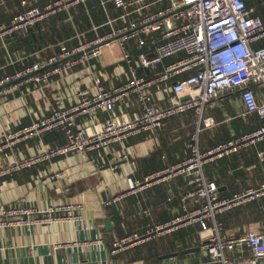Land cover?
Returning a JSON list of instances; mask_svg holds the SVG:
<instances>
[{"label": "built area", "instance_id": "1", "mask_svg": "<svg viewBox=\"0 0 264 264\" xmlns=\"http://www.w3.org/2000/svg\"><path fill=\"white\" fill-rule=\"evenodd\" d=\"M90 0H46L29 5L0 21V40L15 32H28L37 22L64 13L75 27L72 9ZM107 19L93 25L96 35L76 34L77 43L36 61L13 74L0 77V101L8 103L11 95L28 85L40 89L55 85H71L68 101H57L48 114L37 116L28 125L7 128L0 136V151L36 138L37 154L0 165V177L45 159L73 153L99 150L114 144L124 145L132 136L153 130L165 118L191 111L196 129L187 146L189 155L176 163L143 177L127 178L125 189L114 192L106 205L120 204L125 197L164 182L177 175L188 179L182 194L180 212L167 221L157 222L142 232H132L113 243V252L146 242L181 227L199 223L204 257L194 264H264V230L245 229L236 236L225 232L218 215L226 210L264 197V182L248 187L230 197L220 195L219 185L208 178L205 165L215 159L239 151L243 146L264 140V101H259L254 87H264V21L255 14L247 0H99ZM3 0H0V7ZM108 5L119 11L111 15ZM101 26L108 29L98 33ZM117 43L121 48L119 83L106 86L96 63L104 46ZM181 54V56H180ZM179 55V56H176ZM149 69L150 74L146 73ZM80 74L89 90L79 83ZM55 80V81H54ZM240 94L247 113H255L262 124L252 131L203 150L200 133L203 126L213 124L204 115L206 107L223 91ZM22 95H26L23 93ZM165 100L164 105L160 104ZM81 117L84 122H79ZM54 130L62 131L66 142L60 146L44 143L43 137ZM122 159L130 152L124 150ZM63 176L53 171L51 182ZM84 203L57 201L45 209L32 206L1 205L0 229L55 225L73 221L83 225ZM70 245L102 247L101 237L75 240ZM64 244H55V247Z\"/></svg>", "mask_w": 264, "mask_h": 264}, {"label": "crops", "instance_id": "2", "mask_svg": "<svg viewBox=\"0 0 264 264\" xmlns=\"http://www.w3.org/2000/svg\"><path fill=\"white\" fill-rule=\"evenodd\" d=\"M22 1L20 0L21 8L19 11L25 8ZM26 1L29 5H34L42 4L46 0ZM81 5L86 7L87 3ZM81 5L72 9L75 27L66 21L64 13H59L63 15L64 22L73 27L74 35L65 39L67 42L61 40L58 43H49L44 46V52L36 54L38 57H43L39 60L46 61L50 55L59 51L64 44L68 47L74 46L77 43L76 34L78 32L86 33L85 30L80 31L76 25L75 14L77 8ZM19 11L11 14L9 20ZM86 11L88 13L87 8ZM118 13L119 11L115 9V14ZM110 14L112 16L115 15L111 11ZM1 22L4 21L2 20ZM90 25L89 30L94 31L92 27L97 24L91 21ZM74 40L76 42L72 44L71 41ZM0 45L4 49V53L0 52V69L25 58V55L22 54L23 52L16 51L13 53L9 50L7 39L5 41L0 40ZM29 54L32 55L31 53ZM120 56L121 48L119 45L111 43L104 46L101 58L96 60L99 70L105 74L103 81L106 86L117 84L120 81L114 75L118 71L119 65H121ZM106 57H108L107 60H105ZM16 71L3 75L13 74ZM146 73L150 74V71L148 73L146 70ZM3 75H0V77ZM79 79L81 88L88 91L90 84L88 85L82 74H80ZM28 88L31 90L30 92H27L26 87H23L11 95L8 103L0 101V136L2 131L7 128L17 129L28 125L37 116L48 114L55 107L57 101L64 99L67 102L69 94L75 89L71 85L58 86L54 82L47 89H40L35 84L28 85ZM254 91L258 100L264 101V87L257 85L254 87ZM23 93L26 95H22ZM165 103L166 101L163 100L160 104L164 105ZM206 109L205 116L212 118L213 124L203 126L201 130L200 146L203 150L245 132L252 131L262 124L258 115L246 112L240 94L234 90L223 91L219 97L213 99ZM188 114H182L180 118L174 121H164L160 127L148 130L151 133L138 141H130L129 139L124 145L114 144L99 150L41 160L11 174L1 176L0 206H32L45 209L59 200L81 201L84 203L83 215L85 222L83 225L69 221L49 226L35 225L31 228L13 227L0 229V264H145L143 259H129V257L132 258L134 253L128 255L126 253L132 251L134 249L133 246L114 253L113 243L120 237L132 232H142L148 227L146 226L148 219L138 218L142 216L141 211L145 208V205H149L152 201V205H155L156 209L161 210L160 213L164 212L162 217L159 216L160 213H156L154 221H167L176 216L180 212L182 193L189 186L188 179L184 175H177L164 182L154 184L142 192L125 197L120 204V209L121 211L125 209L128 214V218L123 220L126 222L125 229L127 233L120 237L119 231L125 229L117 225V220L110 211L111 207L118 209L119 207L106 205L105 201L114 192L126 188L127 178L143 177L148 173L172 164L139 171L141 167L139 166L138 158L149 156L161 144L160 133L168 140V144L171 147H175V143L186 132L187 135H190V132L193 133L196 129V118L193 113H191L192 116ZM84 121V117L79 119L81 123ZM49 138L43 137L46 145L60 146L66 142L65 134L63 143L58 142L54 136ZM39 148L40 141L36 138L22 141L11 148L0 151V165H4L10 160H19L35 155ZM125 149L130 152L128 160L122 159L121 156ZM170 151L173 159H177L180 155L173 148H170ZM162 157H165V154ZM79 158L81 161H78ZM55 170L62 171L63 176L51 182L48 177ZM205 171L207 176L210 179H214L219 185L222 197H230L245 188L259 186L264 182V140L249 143L239 151L207 163ZM15 173L18 175H14ZM218 174L222 177L220 182L215 177ZM149 191H152L153 194L146 200L145 194ZM262 200H264V197L258 200L261 206L264 204ZM162 206H165L166 209H163ZM259 214V218L236 223L230 227L229 232L227 230L225 232L231 236H236L248 228L263 231L264 211ZM106 221L110 222L109 225ZM189 227L193 226L190 225L187 228ZM192 230L188 229L187 232L191 233ZM175 233L174 231L153 238H161L156 245L157 250L162 251L158 264H194L204 257L203 249L201 248L203 232L200 225L197 226L193 234L198 240V245L193 244V246L175 250L185 245V241L181 242ZM188 235L191 236L192 234ZM96 237L103 239L102 247L85 248L66 244L75 240ZM186 239H190V237ZM55 244L64 245L55 247ZM196 248L198 249L182 253L184 250ZM173 253L178 254L174 255ZM165 255L171 256L164 257Z\"/></svg>", "mask_w": 264, "mask_h": 264}, {"label": "trees", "instance_id": "3", "mask_svg": "<svg viewBox=\"0 0 264 264\" xmlns=\"http://www.w3.org/2000/svg\"><path fill=\"white\" fill-rule=\"evenodd\" d=\"M247 4L249 6H253L255 8V14H258L264 21V0H247ZM109 11H111L112 14H115V9L113 6L108 5ZM20 0H3V3L0 7V20L7 22L9 20V16L20 9ZM86 8L88 10V13L86 11ZM10 10V12L8 11ZM76 20H77V27L80 31H84L87 33L86 37L92 38L96 35V32L89 30L92 23L95 22L97 25H102L106 21V13L100 4L99 0H90L87 3V6H79L77 8V12L75 14ZM76 22V21H75ZM107 26H101L99 27V30L97 31L100 34H103L105 31H107ZM74 35V30L71 25L64 22V17L62 14H56L49 16L48 18L39 21L36 23L35 26L31 27L28 33L25 32H15L13 35H11L9 38H7L8 41V48L11 52H23L22 54L25 55V58L22 61H16L13 64H8L5 66V68L0 69V75L12 73L16 70H20L35 61L42 59L43 57H38L36 54L41 52L43 53V48L49 43H58L61 40L66 41L68 37H72ZM67 42V41H66ZM76 40L71 41L72 44H74ZM257 46L264 45V41H260L256 43ZM59 46V45H58ZM59 48V47H58ZM0 52L4 53L3 47L0 45ZM31 53L32 55H30ZM189 113V114H188ZM191 111L185 112V113H179L175 115H171L163 120V122L171 120L174 121L181 117L182 114H188L191 115ZM189 116V117H190ZM162 122V124H163ZM160 127V126H159ZM158 128V127H156ZM155 128V129H156ZM150 131H143L139 133L138 135L132 136L130 138L131 140L138 141L144 137H146ZM192 133L190 132V135H187V132L185 135H183L182 138L176 142L175 147H171V145L168 144V140L164 137L163 134L160 133V140L161 144L155 148L152 153L149 156L145 157H139L138 163L141 167V170H148L157 168L160 166H165L170 163L181 161L183 158H186L190 151L187 146V143L190 140ZM50 136H54V138H57L58 142L63 143L64 134L62 131L54 130L45 135V138L47 139ZM50 139V138H49ZM170 148H173L174 151H176L178 154H180L177 159H173L172 152L170 151ZM165 154V157H162V155ZM207 165V164H206ZM205 165V166H206ZM143 168V169H142ZM14 175H18L15 173ZM215 175V174H214ZM219 176V177H217ZM217 178V181L220 182L222 177L218 174L215 176ZM231 177V176H230ZM210 178V177H208ZM153 192L149 191L145 194V199L148 200V197L152 195ZM183 194V193H182ZM263 198V197H262ZM261 199V198H260ZM182 202V196L180 198V203ZM264 200H262V203ZM153 201L149 203V205H145V208L141 211L142 216H140L138 219H148V224L146 226L153 225L157 223L158 221H154L153 219L157 215L156 213H160L161 210L156 209L155 205H152ZM165 204V202H164ZM158 206V205H157ZM181 206V204H180ZM121 207V206H120ZM110 208V207H109ZM163 209H166L165 206H162ZM111 213L113 214L114 218L117 220V225H120L121 228L125 229V223L123 220L128 218V214L126 213L125 209L121 211V209L111 207ZM264 211V204L261 206V204L258 202V200L248 202L246 204L234 207L232 209L226 210L218 215V218L223 221L225 226V231L231 229L234 224L241 223L245 221H249L251 219H257L259 218V213ZM164 212L160 213V217L163 216ZM249 216V218H248ZM200 225L199 223L191 224L193 227L185 226L177 229L175 232L177 238L179 240L185 241V245L182 247H179L175 250L184 249L185 247L193 246V244L198 245V240L195 238L194 231L197 228V226ZM188 229H193L191 233H188ZM243 232V231H242ZM126 232L125 230L119 231V237L124 235ZM188 234H192L189 236ZM235 236V235H234ZM190 237V239H186ZM161 238L152 239L140 244H137L133 246L132 251H128L126 254L134 253V255L129 257L130 260H137V259H143L145 264H158L160 262V256L162 254V251L159 249L157 250L156 245L157 241H160ZM189 241V242H188ZM197 241V242H195ZM195 242V243H194ZM201 244V243H200Z\"/></svg>", "mask_w": 264, "mask_h": 264}, {"label": "water", "instance_id": "4", "mask_svg": "<svg viewBox=\"0 0 264 264\" xmlns=\"http://www.w3.org/2000/svg\"><path fill=\"white\" fill-rule=\"evenodd\" d=\"M147 72L149 73V69H147ZM106 223L109 225V221H106ZM198 248H196V249H187V250H184V251H182V253H184V252H188V251H193V250H197ZM174 255H177L178 253H173ZM172 254V255H173ZM169 256H171V255H165L164 257H169Z\"/></svg>", "mask_w": 264, "mask_h": 264}, {"label": "rangeland", "instance_id": "5", "mask_svg": "<svg viewBox=\"0 0 264 264\" xmlns=\"http://www.w3.org/2000/svg\"><path fill=\"white\" fill-rule=\"evenodd\" d=\"M10 12V10H8ZM11 13V12H10ZM114 44H116L115 42H113ZM108 57L105 58V60H107ZM219 97V96H218ZM217 98V97H216ZM207 110V109H206ZM205 110V111H206ZM206 114V112L204 113V115ZM78 161H81V159L79 158Z\"/></svg>", "mask_w": 264, "mask_h": 264}]
</instances>
